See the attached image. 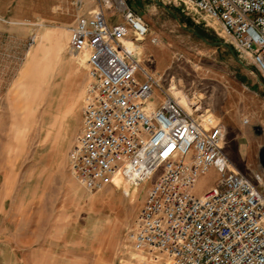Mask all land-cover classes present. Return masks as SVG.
<instances>
[{"label":"rangeland","instance_id":"obj_1","mask_svg":"<svg viewBox=\"0 0 264 264\" xmlns=\"http://www.w3.org/2000/svg\"><path fill=\"white\" fill-rule=\"evenodd\" d=\"M71 1L13 0L0 14V264H95L97 258L121 264L127 230L161 171L137 187L115 177L93 192L69 173L66 158L80 128L87 81L84 55L72 56L67 48V28L76 14ZM159 1L128 0L157 39L154 45L144 40L141 65L164 83L171 78V93L187 110L193 104L214 116L230 106L228 115L246 118L242 125L249 126V141L261 145V158L250 150L242 157L226 146L224 151L254 184L258 176L264 185V79L253 65L236 62L225 46L205 44L180 27L223 42L215 33L218 23L211 22L214 29L203 26ZM6 2L0 0V9ZM94 7L83 0L81 9L90 13ZM105 14L114 16L112 10ZM216 180L208 169L194 195ZM90 244L95 250H86Z\"/></svg>","mask_w":264,"mask_h":264},{"label":"built area","instance_id":"obj_2","mask_svg":"<svg viewBox=\"0 0 264 264\" xmlns=\"http://www.w3.org/2000/svg\"><path fill=\"white\" fill-rule=\"evenodd\" d=\"M89 1L90 13L81 9L83 0L71 1L77 13L67 28L68 52L85 56L87 76L69 173L93 192L114 175L143 185L161 168L127 230L121 264H264L260 178L254 184L232 164L224 126L211 112L181 106L171 78L164 83L141 65L142 42L157 39L128 0ZM162 1L203 26L218 23L216 35L264 79V0ZM210 168L216 184L194 195Z\"/></svg>","mask_w":264,"mask_h":264},{"label":"crops","instance_id":"obj_3","mask_svg":"<svg viewBox=\"0 0 264 264\" xmlns=\"http://www.w3.org/2000/svg\"><path fill=\"white\" fill-rule=\"evenodd\" d=\"M11 4H13V0H7V2L5 4L6 8L0 9V14L6 12L8 7ZM76 13H77V11H76ZM145 41H147V40H145ZM145 41H143V42L145 43ZM143 42L141 44V48H142V45L144 44ZM158 101H159V96H158V99L155 100L154 105H156ZM232 108L233 107L228 106V107H226V109L224 111H220V112L219 111H213L214 116L224 126L223 148L226 146V148H228L230 151L233 152L235 157L246 156L248 154L249 150L251 151V153L253 155L254 154L259 155V150H260L261 145L260 144H253L248 139V135L250 134L249 133V126H243L242 120H240L239 116L236 113H234L232 115L227 114L228 110H230ZM228 158L230 159V157H228ZM230 161L235 166V168H237L239 171L242 172V170H240V168L235 164V162H233L231 159H230ZM242 173H244V172H242ZM244 174L249 177L248 174H246V173H244ZM92 249L95 250V247L93 244H90V246H88L86 250L90 251ZM95 262H96L95 264H102L103 263L102 260L99 261V258H97V260ZM85 263H86L85 260L79 261V262L72 260V262H70L68 264H85ZM60 264H61V262H60Z\"/></svg>","mask_w":264,"mask_h":264},{"label":"water","instance_id":"obj_4","mask_svg":"<svg viewBox=\"0 0 264 264\" xmlns=\"http://www.w3.org/2000/svg\"><path fill=\"white\" fill-rule=\"evenodd\" d=\"M154 2H155L156 4H158V5H161V2H160L159 0H154ZM166 10H167V9H166ZM167 11L169 12V10H167ZM173 17L176 19V17H175L174 15H173ZM180 27H181L182 29H184V30H188V31H190L194 36H196L197 38H199L200 40H202L205 44H208V45H217V44H221V45L225 46L226 49H227V50L233 55L234 60L243 66L241 60H240L236 55L233 54L232 49H231L230 46H228L227 44H225V43H223V42L207 41V40H206L203 36H201L197 31H195V30H190V29H188V28H186V27H184V26H182V25H180ZM260 158H261V155L259 154V159H260Z\"/></svg>","mask_w":264,"mask_h":264},{"label":"bare ground","instance_id":"obj_5","mask_svg":"<svg viewBox=\"0 0 264 264\" xmlns=\"http://www.w3.org/2000/svg\"><path fill=\"white\" fill-rule=\"evenodd\" d=\"M127 47L129 48V46H127ZM115 177H116V178H119L120 176H119V175H114V176H113V179H114ZM113 179H112V182H113Z\"/></svg>","mask_w":264,"mask_h":264}]
</instances>
